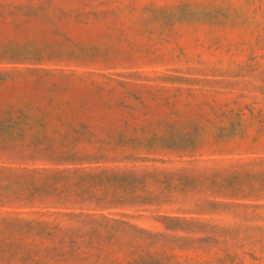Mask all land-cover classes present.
<instances>
[{"label":"rangeland","instance_id":"obj_1","mask_svg":"<svg viewBox=\"0 0 264 264\" xmlns=\"http://www.w3.org/2000/svg\"><path fill=\"white\" fill-rule=\"evenodd\" d=\"M0 264H264V0H0Z\"/></svg>","mask_w":264,"mask_h":264}]
</instances>
